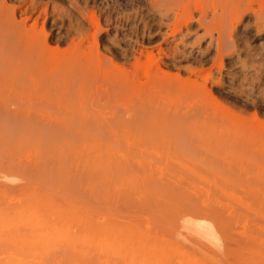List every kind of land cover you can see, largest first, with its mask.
Returning <instances> with one entry per match:
<instances>
[{
  "label": "rangeland",
  "instance_id": "rangeland-1",
  "mask_svg": "<svg viewBox=\"0 0 264 264\" xmlns=\"http://www.w3.org/2000/svg\"><path fill=\"white\" fill-rule=\"evenodd\" d=\"M0 217V264H264V0H0Z\"/></svg>",
  "mask_w": 264,
  "mask_h": 264
},
{
  "label": "bare ground",
  "instance_id": "bare-ground-1",
  "mask_svg": "<svg viewBox=\"0 0 264 264\" xmlns=\"http://www.w3.org/2000/svg\"><path fill=\"white\" fill-rule=\"evenodd\" d=\"M154 2H155V1H154ZM159 3H160V2H159ZM157 4H158V3H157ZM219 4H220V2H219ZM158 5H159V4H158ZM214 10H215V9H214ZM216 11H217V10H216ZM219 11H220V10H219ZM241 12H242V11H241ZM203 14H204V13H203ZM258 14H259V13H258ZM258 14H257V15H258ZM213 16H214V15H213ZM250 18H251V17H250ZM237 20H238V19H237ZM235 24H236V22H235ZM151 55H153V54L151 53ZM148 57H149V56H148ZM12 117H13V116H12ZM9 198H10V197H9ZM9 198H8V200H9ZM18 198H19V197H18ZM18 198H17V199H18ZM21 207H22V206H21ZM14 210H15V209H14ZM14 210H12V211H14ZM23 210H24V209H23ZM30 210H31V209H30ZM6 212H7V211H5V214H6ZM20 212H21V210H20ZM22 212H23V211H22ZM29 212H30V211H28V214H29ZM32 212H34V211L32 210ZM8 213H10V212H8ZM13 213H14V212H13ZM34 213H37V211H35ZM22 214H23V213H22ZM22 214H20V216H21ZM30 214H31V212H30ZM30 214L28 215V217H30ZM42 214H43V212H42ZM2 215H3V213H2ZM34 215H35V214H34ZM40 215H41V214H40ZM51 215H52V214H51ZM53 215H54V214H53ZM32 216H33V215H32ZM32 216H31V217H32ZM38 216H39V215H38ZM24 217H26V216H24ZM28 217H27V219L29 220ZM41 217H42V215L40 216V218H41ZM0 218H1V217H0ZM8 218H9V217H8ZM8 218H7V219H8ZM50 218H51V217H50ZM54 218H55V217H54ZM2 219H3V218H2ZM7 219H6V220H7ZM41 219H43V218H41ZM4 220H5V219H4ZM6 220H5V222L3 221L5 224H6ZM11 220H12V222H13L14 219H11ZM30 220L32 221V219H30ZM33 220H34V217H33ZM45 220H47L46 217H45V219H44V223L47 222V221L45 222ZM60 220H61V219H60ZM14 221H16V220H14ZM17 221H18V219H17ZM26 221H27V220H25V222H26ZM36 221L38 222V220H35V222H36ZM40 221H41V223H43L42 220H40ZM40 221H39V222H40ZM48 221H49V220H48ZM50 221H51V220H50ZM53 221H54V219H53ZM10 222H11V221H10ZM22 222H23V220H22ZM56 222H59V220H56ZM56 222L54 221V223H56ZM78 222H79V221H78ZM1 223H2V221L0 222V224H1ZM20 223H21V222H20ZM41 223H39V226H40ZM52 223H53V222H52ZM9 224L11 225V223H8V225H9ZM12 224H13V223H12ZM18 224H19V223H18ZM28 224H29V223H28ZM30 224H31V223H30ZM30 224H29V225H30ZM47 224L49 225V222H47L46 225H47ZM57 224H58V223H56L55 226H53V224H50V226L52 225V226H53L52 228H54V227H58ZM61 224H62V223H61ZM61 224L59 223V226H61ZM63 224H64V223H63ZM63 224H62V225H63ZM75 224H77V223H75ZM79 224H81V223H79ZM1 225H3V223H2ZM1 225H0V226H1ZM6 225H7V224H6ZM33 225H34V223H33ZM33 225H32V226H33ZM46 225H44V226H46ZM48 225H47V229L49 228ZM56 225H57V226H56ZM68 225H69V224H67V228L65 227L66 225H65V226L63 225V227H65L66 232H64L63 229H61L60 231L58 230L57 232H62V230H63V232H64L65 234L68 233V232H67ZM70 225L72 226L73 223H72V224L70 223ZM70 225H69V226H70ZM81 225H82V224H81ZM15 226H16V225H14V227H15ZM23 226H26V225H23ZM23 226H22V228H23ZM32 226H31V227H32ZM37 226H38V225H37ZM78 226H80V225H78ZM7 227H9V226H7ZM34 227H36V226L34 225ZM61 227H62V226H61ZM0 228H1V227H0ZM22 228H21V229H22ZM26 228H27V226L25 227V229H26ZM41 228H42V227H40L39 230H42ZM44 228H45V227H44ZM44 228H43V229H44ZM75 228H77V227H75V225H74V227L71 228V229H75ZM78 228H79V227H78ZM2 229H3V228H2ZM13 229H14V228H13ZM16 229H17V228H16ZM25 229H22V230L20 231V233H21V234L24 233L23 230H25ZM35 229H36V228H35ZM35 229H33V227H32V230H34L33 233H35ZM55 229H56V228H55ZM59 229H60V227H59ZM28 230H30V228H28ZM28 230H27V232H28ZM69 230H70V228H69ZM69 230H68V231H69ZM75 230H76V229H75ZM8 231H9V230H8ZM16 231H17V230H16ZM30 231H31V230H30ZM81 231L84 232L83 228H82ZM81 231L79 230V232H80L79 234H81ZM31 232H32V231H31ZM43 232L45 233V231H43ZM71 232H72V231H71ZM71 232H70V233H71ZM74 232H75V231H74ZM77 232H78V230H77ZM8 233H11V232H8ZM12 233H13V232H12ZM12 233H11V234H12ZM25 233H26V232H25ZM38 233H39V232H38ZM47 233H48V232H47ZM52 233H53L54 235L58 234V233H56V231H53ZM86 233H87V231H86ZM112 233H114V232L112 231ZM15 234H17V232H16ZM27 234H28V233H27ZM27 234H26V235H27ZM29 234H30V233H29ZM41 234H42V233H41ZM41 234L39 233V235H41ZM62 234H63V233H62ZM75 234H76V238H77V235H79V234H78V233H75ZM75 234H74V235H75ZM88 234H89V232H88ZM90 234H91V233H90ZM109 234H111V233H109ZM119 234H120V233H119ZM6 235H7V233H6ZM6 235L4 234L5 238H6ZM8 235H9V234H8ZM18 235H19V234H18ZM18 235H17V236H18ZM22 235H23V234H22ZM31 235H32V234H30V238L28 237L30 240H32L31 238H33V236L31 237ZM33 235H34V234H33ZM36 235H37V234H36ZM42 235H43V234H42ZM74 235H73V233H72V236H74ZM81 235H83V234H81ZM85 235H86V234H85ZM92 235H93V234H92ZM120 235H121V234H120ZM1 236H3V235L1 234ZM1 236H0V239H1L0 241L2 242V238H1ZM10 236H11V235H10ZM10 236L7 237V238H10ZM15 236H16V235H15ZM15 236H12V237H15ZM19 236H20V235H19ZM37 236H38V235H37ZM37 236H35V237L37 238ZM45 236H46V233H45ZM45 236H44V237H45ZM49 236L51 237V233H50L48 236H46V237H49ZM56 236H57V235H56ZM60 236H61V234H59L58 239H59ZM63 236H64V235H63ZM67 236H68V235L66 234V237H67ZM69 236H70V237H68V241H69V239L71 238V235H69ZM79 236H80V235H79ZM83 236H84V235H83ZM112 236H113V234H112ZM114 236H115V235H114ZM114 236H113V238H114ZM116 236H117V234H116ZM121 236H122V235H121ZM41 237H42V236H41ZM41 237H39L40 239H39V238H37V239H39L40 242H41V239H42V242L45 243V242H44V241H45V240H44L45 238H44V237L41 238ZM54 237H55V236H54ZM66 237H65V239H66ZM103 237H104V236H103ZM3 238H4V237H3ZM19 238H20V237H19ZM61 238H62V237H61ZM61 238H60V239H61ZM63 238H64V237H63ZM78 238H79V237H78ZM78 238H77V239H78ZM82 238H83V237H82ZM82 238H81V239H82ZM88 238H90V237H88ZM91 238H92V237H91ZM99 238H100V237H99ZM99 238H98V236H97V239H99ZM20 239H21V238H20ZM46 239L49 240V238H46ZM55 239H57V237H56ZM58 239H57V243H59ZM65 239H64V240H65ZM77 239H76V240H77ZM81 239H80V240H81ZM103 239H104V238H103ZM103 239H102V241L105 240V239H104V240H103ZM114 239H115V238H114ZM122 239H123V238H122ZM5 240H6V239H5ZM7 240H8V239H7ZM10 240H11V238L9 239V241H10ZM17 240H18V239H17ZM22 240H24V237H23ZM26 240H28V239H26ZM34 240H35V239H34ZM34 240H33V241H34ZM43 240H44V241H43ZM48 240H47V241H48ZM64 240H62V241H63L62 244H64V247H66L65 249H67V246H65L66 244L64 243V242H65ZM83 240H85V238H84ZM88 240H89V239H88ZM117 240H118V238H117ZM3 241H4V240H3ZM18 241H20V240H18ZM18 241H16V242H18ZM39 241H36V242L38 243ZM74 241H75V240H74ZM110 241H111V240H110ZM110 241H109V242H110ZM1 242H0V243H1ZM6 242H7V241H6ZM11 242H12V243H10V247H11V244L14 243L13 240H12ZM27 242H28V241H27ZM31 242H32V241H31ZM40 242H39V243H40ZM42 242H41V243H42ZM75 242L77 243V241H75ZM75 242H73V243H75ZM79 242H81V241H79ZM85 242L87 243V241H85ZM89 242H90V240H89ZM89 242H88V244L90 245ZM91 242H92V243L95 242L94 244H96V239H95V241L92 240ZM111 242H112V241H111ZM117 242H118V241H117ZM69 243H72V242H68V245H69ZM92 243H91V245H92ZM99 243L101 244V242H99ZM106 243H107V245L109 244L110 246L113 244V242H112V244H110V243H108V242H106ZM114 243H115V242H114ZM123 243H124V242H123ZM6 244H7V243H6ZM18 244H19V243H18ZM18 244H17V246H18ZM31 244H33V242H32ZM34 244H35V243H34ZM52 244H53V243H52ZM59 244H60V243H59ZM62 244H61V246H62ZM79 244H80V243H79ZM82 244H84V243L82 242ZM115 244H116V243H115ZM7 245H8V244H7ZM7 245H4V246H7ZM21 245H23V244L21 243ZM27 245H30V244L28 243ZM47 245H49V244H47ZM54 245H56V244L54 243ZM57 245H58V244H57ZM107 245H105V246L107 247ZM19 246H20V244H19ZM23 246H26V244L23 245ZM42 246H43V247H42ZM71 246H72V245H71ZM77 246H78V248L80 247L79 245H77ZM110 246L108 247V250H110V249H109ZM112 246H113V245H112ZM112 246H111V248H112ZM122 246H123V245H122ZM8 247H9V245L7 246V250H8ZM10 247H9V249H10ZM36 247H39V246H35V250H36ZM52 247H54V246L52 245ZM52 247H51L50 245L47 246V248H50V249H48V250H52V249H51ZM75 247H76V246H75ZM100 247H101V246H100ZM5 248H6V247H5ZM17 248H18V247H16V249H17ZM40 248H41V249L43 248V250L47 249L46 247H45V249H44V244H41V247H40ZM72 248H73V247H70L71 250H73ZM83 248H84V246H83ZM83 248H82V250H83ZM89 248H91V247H89ZM94 248H96V247H94ZM121 248H122V247H121ZM11 249H12V248H11ZM24 249H25V248H24ZM75 249H76V248H75ZM106 249H107V248H105L104 250H106ZM115 249H116V248H115ZM3 250H4V249H2L1 251H3ZM13 250H14V249H13ZM19 250H20V249H19ZM19 250H18V252H19ZM33 250H34V248L32 249V251H33ZM38 250H39V249H38ZM48 250H47V253L49 252ZM71 250H70V251H71ZM76 250H77V249H76ZM78 250H79V249H78ZM104 250H103V253H104ZM53 251H55V249H53ZM53 251H51V252H53ZM57 251H58V250H57ZM66 251H67V250H66ZM73 251H74V250H73ZM87 251H88V250H87ZM93 251H94V250H93ZM126 251H127V250H126ZM29 252H30V251H29ZM74 252H75V251H74ZM79 252H80V251H78V253H79ZM98 252H99V251H98ZM108 252H109V251H108ZM110 252H112V251H110ZM122 252H123V251H121V253H122ZM32 253L35 255V253H38V252H31V254H32ZM39 253H41V252H39ZM78 253H77V254H78ZM80 253H81V252H80ZM90 253H91V252H90ZM93 253H94V252H93ZM101 253H102V252H101ZM117 253H118V255H119V252H117ZM123 253H124V255H125L126 252H123ZM13 254H14V253H13ZM23 254L26 255L25 253H23ZM29 254H30V253H29ZM31 254H30L29 256H31ZM33 254H32V256H33ZM45 254H46V253H44V255H45ZM106 254H107V253H106ZM110 254H111V253H110ZM112 254H113V253H112ZM24 255H23V256H24ZM63 255H66V254L64 253ZM94 255H95V253H94ZM94 255H93V256H94ZM101 255H102V254H101ZM104 255H105V254H104ZM107 255H109V254H107ZM114 255H115V254H114ZM114 255H113V256H114ZM118 255H117V256H118ZM129 255H130V253H129ZM129 255L127 256V254H126L127 257H129ZM27 256H28V255H27ZM32 256H31V258H33ZM48 256H49V255H48ZM82 256H83V255H82ZM93 256H92V257H93ZM97 256H98V255H97ZM109 256H111V255H109ZM109 256H107V257L109 258ZM119 256H120V255H119ZM119 256H118V257H119ZM122 256H123V255H121L120 257H122ZM9 257H10V256H9ZM83 257H84V256H83ZM83 257H82V259H87V260H89V261L91 262V264H94V263H95V261L93 262L92 260H90L91 258L88 259L87 255H85V258H83ZM90 257H91V255H90ZM99 257H100V255H99ZM99 257H96V256H95V258H99ZM118 257H117L116 260H118ZM120 257H119V258H120ZM123 257H124V256H123ZM123 257L120 258L122 261H124V259H126V258L123 259ZM131 257H132V256L130 255V262H131ZM23 258H24V257H23ZM46 258H47V257H46ZM49 258H50V256H49ZM75 258H77V257H75ZM80 258H81V256H80ZM93 258H94V257H93ZM111 258H112V257H111ZM10 259H11V257H10ZM12 259H13V258H12ZM15 259H16V258H15ZM20 259H22V254H21V258H20ZM50 259H51V258H50ZM100 259H101V258H100ZM106 259H107V258H106ZM106 259H103V263L105 262L104 260H106ZM112 259H113V261H114V257H113ZM2 260L4 261V259H2ZM18 260H19V259H18ZM18 260H16V261H18ZM24 260H25V259H24ZM24 260H23V262H24ZM97 260H98V259H97ZM110 260H111V259H110ZM121 260L114 261V262H118V264H123V263H121ZM127 260H128V258H127ZM143 260H144V258H143ZM0 261H1V258H0ZM8 261H9V260H8ZM13 261H14V260H13ZM73 261L75 262L76 259L73 260ZM81 261H82V260H81ZM85 261H86V260H85ZM85 261H84V262H85ZM89 261H88V262H89ZM111 261H112V260H111ZM111 261H110V262H111ZM119 261H120V262H119ZM133 261H134V260H133ZM137 261H139V260H137ZM4 262H5V261H4ZM10 262H11V260H10ZM10 262H9V263H10ZM65 262H66V261H65ZM71 262H72V261H71ZM78 262H79V259H78L77 263H78ZM84 262H83V263H84ZM92 262H93V263H92ZM107 262H108V261H107ZM128 262H129V261H128ZM0 263H1V262H0ZM16 263H17V262H16ZM25 263H26V261H25ZM35 263H36V262H35ZM72 263H73V262H72ZM99 263H101V262H99ZM136 263H137V262H136ZM140 263H142L141 260H140ZM3 264H5V263H3ZM7 264H8V263H7ZM13 264H14V263H13ZM17 264H19V262H18ZM30 264H31V263H30ZM84 264H85V263H84ZM105 264H106V263H105ZM113 264H114V263H113ZM115 264H117V263H115ZM127 264H130V263H127ZM138 264H139V263H138ZM144 264H145V263H144Z\"/></svg>",
  "mask_w": 264,
  "mask_h": 264
}]
</instances>
